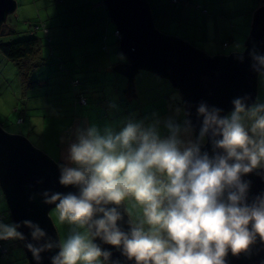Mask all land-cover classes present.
I'll use <instances>...</instances> for the list:
<instances>
[{
    "label": "clouds",
    "instance_id": "clouds-1",
    "mask_svg": "<svg viewBox=\"0 0 264 264\" xmlns=\"http://www.w3.org/2000/svg\"><path fill=\"white\" fill-rule=\"evenodd\" d=\"M248 55L264 73V53ZM249 99L234 97L227 114L201 100L198 126L177 108L165 117L130 114L118 129L77 127L58 176L76 191L42 193L71 233L54 243L25 220L0 223V240L25 239L18 229L28 227L32 241L44 240L26 245L37 264L53 248L51 264H119L111 249L131 264H228L229 254L264 245V192L250 199L246 178L264 179V103Z\"/></svg>",
    "mask_w": 264,
    "mask_h": 264
},
{
    "label": "water",
    "instance_id": "water-1",
    "mask_svg": "<svg viewBox=\"0 0 264 264\" xmlns=\"http://www.w3.org/2000/svg\"><path fill=\"white\" fill-rule=\"evenodd\" d=\"M104 3L120 33L119 49L126 58V63L112 69L127 77L126 96L129 101L136 97L133 79L141 69L168 79L180 91L183 111L191 112L193 123L197 126L196 105L201 100L222 108V114L231 110L230 101L236 96L248 94V103L255 101L259 73L249 67L248 50L254 48L264 53L263 7L254 12L251 31L241 52L245 59L241 63L236 59L237 53L209 56L187 41L158 31L147 0H104ZM14 8V0H0V26ZM59 167L57 162L33 147L26 137L7 133L0 126V187L12 220L14 223L32 221L46 232L45 239L54 243H58L59 239L48 211L56 205L44 203L42 193L76 191L72 186L58 183ZM246 178L252 181L250 199L264 192V179L254 174ZM18 230L25 237L20 240L28 263L37 264L26 245L29 242L44 243V240L32 241L30 229L23 225ZM102 247L111 249L110 245ZM57 250L53 248L42 252L40 264H51L50 257ZM111 250L113 260L119 261V264H131L118 250ZM227 261L228 264H264V245L257 243L248 253L238 257L229 254Z\"/></svg>",
    "mask_w": 264,
    "mask_h": 264
},
{
    "label": "crops",
    "instance_id": "crops-1",
    "mask_svg": "<svg viewBox=\"0 0 264 264\" xmlns=\"http://www.w3.org/2000/svg\"><path fill=\"white\" fill-rule=\"evenodd\" d=\"M14 1L15 8L11 12L13 18L17 17L23 23L26 20H31L28 21L27 30L22 28V26L20 27L23 32L25 30V33L22 36H18V38H38L40 41L39 57L42 62H56L57 57L65 53L74 61V65L69 67V75L82 73L85 78H88L89 72L98 71L101 74L105 73L109 75L111 73L109 76L111 77L110 80L117 83V85L125 81L124 75L112 69V67L118 64L126 63V58L119 49L120 38L115 37L116 27L108 13L104 0ZM52 1L56 3L54 6H52ZM147 1L153 20L157 19L159 21L162 26V29H160L163 32L165 31V33L171 36L193 44L209 56H227L232 53L243 52L253 24L254 12L259 7H263L264 12V0H184L179 3H173L171 0ZM48 7L53 8L52 13L47 15L49 19L47 21H43V19L40 23L34 22L33 20H37L38 16L41 15L40 10ZM5 22H7V18L2 23L0 31H3V34L16 33L15 27L11 25L12 23L5 24ZM33 23L37 27L32 28ZM40 24H42V27L45 26L44 28L47 29L46 33L42 31ZM68 26L69 28H67ZM32 29L35 30L33 33H31ZM50 35L52 36V40L53 36L54 38L59 36L64 42H70L71 44H68L69 49H67L70 53L68 54L62 47L59 55H57L58 50L55 47L51 46L49 49L46 45L48 44L49 46L52 43L51 40H48L49 37L51 38ZM225 42L227 43L226 46L223 45ZM34 72L36 73L34 74L37 77L38 86L43 81H48V79L45 80L40 77L42 75L38 73V70ZM66 75L63 74L62 76ZM80 94H76L77 99L81 96ZM177 108L182 111V105L179 102L173 105V111ZM20 112L23 115L22 122L14 124L13 132L19 134L27 132V138H32L39 146L41 141L37 138L38 135L36 134L37 121L29 119L26 110H21ZM75 114L76 111L71 114V118ZM89 125H91L90 120ZM60 135L57 139V145ZM42 146L41 143L39 148H42V150H46L45 148H47L51 152V147ZM51 157L54 160L57 158L58 161L59 147L58 156L53 157L51 155ZM3 204L5 205L2 202L1 205L3 206ZM0 211L4 212L5 215L8 214L0 223L5 222L9 224L11 218H9L8 210L7 212L4 210ZM11 247L14 249L21 247V245L17 242V239H12ZM0 264H5V261L1 258Z\"/></svg>",
    "mask_w": 264,
    "mask_h": 264
},
{
    "label": "rangeland",
    "instance_id": "rangeland-1",
    "mask_svg": "<svg viewBox=\"0 0 264 264\" xmlns=\"http://www.w3.org/2000/svg\"><path fill=\"white\" fill-rule=\"evenodd\" d=\"M54 2L52 6L56 4ZM40 11L41 15L38 16L37 20H33L34 22L40 23L43 19V21H47L49 19L47 15L52 13L53 8L48 7ZM6 18L7 22L5 24L11 22V25L16 29V33L0 34L1 42L15 40L18 36L24 35L25 30L23 32L20 27L22 26V28L27 30L28 21H31L26 20L23 23L17 17L13 18L12 13L6 15ZM34 24H32V28H35ZM40 25L44 32L42 24ZM154 25L161 33L171 36L161 30L162 26L157 19L154 20ZM115 37L117 36L115 35ZM48 40H51L52 43L46 46L49 49L51 46L55 47L58 50L57 55L60 54L61 47L68 54L70 53L67 50L69 49L68 44H71L70 42H64L59 36L55 38L53 36V40L51 36ZM73 63L74 61L65 53L57 57L56 62L41 61L35 71L38 70V73L42 75L40 77L45 80L48 79V81H43L40 86L34 89H25L21 83L16 64L8 61L0 54V126L7 133L19 134L13 132V126L20 124L17 116L20 115L22 119L23 115L20 111L26 110L27 117L37 121V138L40 139L43 146L51 147V152L45 147L46 150L39 148L41 143L38 146L32 138H27V132L20 135L26 137L33 147L43 152L54 162L57 161V158L54 160L51 155L53 157L58 156L57 139L61 130L71 122V114L74 111L78 115H86L91 124H96L100 127L110 125L118 129L130 114H135L137 119L150 115L152 112H157L160 117H165L174 114L173 105L176 102L181 104L180 91L173 87L168 79L149 70L141 69L135 73L133 88L136 97L131 98L129 101L126 96L128 89L126 76L124 77L126 78L125 81L117 85V83L110 80L111 77L109 76L111 73L108 75L105 73L101 74L98 71H91L88 78H85L82 73L69 75V67L74 65ZM34 73L32 72L31 75L36 79V73ZM63 74L67 75L62 76ZM77 93H81L80 97L85 99V104L78 102ZM176 97H179V99ZM254 102L264 103V73H259L257 76V93ZM111 103H115L116 107H110ZM182 117L183 108L180 114V118ZM0 201L1 204L2 202L5 203L3 206L0 204V210L7 212L8 206L1 194ZM48 216L56 229L59 242H62L71 233L72 225L59 221L56 206L48 211ZM4 224L7 223L4 222ZM9 224H13V222L11 221ZM11 258L17 264H29L22 247L12 249Z\"/></svg>",
    "mask_w": 264,
    "mask_h": 264
},
{
    "label": "trees",
    "instance_id": "trees-1",
    "mask_svg": "<svg viewBox=\"0 0 264 264\" xmlns=\"http://www.w3.org/2000/svg\"><path fill=\"white\" fill-rule=\"evenodd\" d=\"M54 1H58V0H54ZM34 31L35 30L32 29L31 33H33ZM0 34H3V31L2 32L0 31ZM39 47H40V41L38 38L35 37L17 38L15 40L7 41V42L0 41V54H2L8 61H11L16 64L21 83L25 89L26 88L30 89L38 86V81L32 77L31 73L35 71V69L39 66L41 62L39 57V51H40ZM81 98L82 97H78V102L80 103H81L80 101ZM18 121L22 122L21 117L18 118ZM88 125H89V120L86 115L75 114L72 116L71 122L69 123L68 127L62 130L58 142L59 157L57 163L59 166L67 163V161L65 160V156L67 154V148L69 143L74 141L75 129L77 127L82 128ZM0 191H1L0 193L4 196L1 187H0ZM8 212H9V218H11V221L13 222L9 209ZM0 215H1L0 221H3L8 216V214L5 215V213L1 211H0ZM17 242L22 247L21 240L17 239ZM3 244L6 247L7 252H2V250L0 249V258L5 261V264H17L16 261L11 258L12 239L4 241Z\"/></svg>",
    "mask_w": 264,
    "mask_h": 264
},
{
    "label": "built area",
    "instance_id": "built-area-1",
    "mask_svg": "<svg viewBox=\"0 0 264 264\" xmlns=\"http://www.w3.org/2000/svg\"><path fill=\"white\" fill-rule=\"evenodd\" d=\"M173 3H178V2H181V1H183V0H171ZM43 29H44V32L46 33L47 32V29H45L44 27H43ZM115 35L117 36V37H120V33L116 30L115 31ZM82 103H85V100L83 99V98H81V100H80ZM0 217H1V215H0ZM4 241H7V240H0V249L2 250V252H7V249H6V247L4 246Z\"/></svg>",
    "mask_w": 264,
    "mask_h": 264
},
{
    "label": "bare ground",
    "instance_id": "bare-ground-1",
    "mask_svg": "<svg viewBox=\"0 0 264 264\" xmlns=\"http://www.w3.org/2000/svg\"><path fill=\"white\" fill-rule=\"evenodd\" d=\"M120 38V37H119ZM120 40V39H119ZM189 43V42H188ZM224 46H226L227 45V43L225 42L224 44H223ZM82 103V102H81ZM82 104H84V103H82Z\"/></svg>",
    "mask_w": 264,
    "mask_h": 264
}]
</instances>
